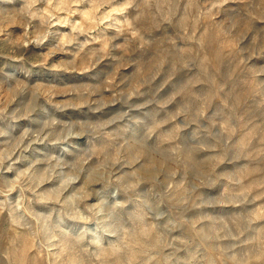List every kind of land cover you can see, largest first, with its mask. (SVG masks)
Here are the masks:
<instances>
[{"label":"rangeland","instance_id":"obj_1","mask_svg":"<svg viewBox=\"0 0 264 264\" xmlns=\"http://www.w3.org/2000/svg\"><path fill=\"white\" fill-rule=\"evenodd\" d=\"M0 264H264V0H0Z\"/></svg>","mask_w":264,"mask_h":264}]
</instances>
